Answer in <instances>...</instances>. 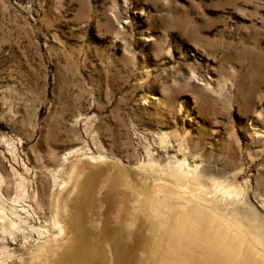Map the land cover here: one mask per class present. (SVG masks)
<instances>
[{
  "label": "rangeland",
  "instance_id": "rangeland-1",
  "mask_svg": "<svg viewBox=\"0 0 264 264\" xmlns=\"http://www.w3.org/2000/svg\"><path fill=\"white\" fill-rule=\"evenodd\" d=\"M194 165L227 240L264 249V0H0V264H55L75 166L95 263L138 264L168 212L149 198Z\"/></svg>",
  "mask_w": 264,
  "mask_h": 264
},
{
  "label": "bare ground",
  "instance_id": "bare-ground-1",
  "mask_svg": "<svg viewBox=\"0 0 264 264\" xmlns=\"http://www.w3.org/2000/svg\"><path fill=\"white\" fill-rule=\"evenodd\" d=\"M190 169L182 171L179 168L180 171H177V169V172L168 174L172 178V183L178 182L183 187L181 199L176 201L169 200L170 195L160 198L157 196L149 198L151 210L160 211L162 208H167L168 212L167 215H162L155 226H152L151 231L154 232V235L147 241L143 249L145 256L138 264H263V261L256 257V255H260L259 249L262 248L246 247L240 240L238 243L227 240V230L222 225L224 220L219 222L218 218H215V216L220 214L223 215L222 212H225L231 203L228 191L222 188H215L212 177L204 176V172L203 174L197 173L196 165ZM81 176L82 170L77 169V166H75L70 174V184L68 186L69 194H71L68 200L70 202L73 199L78 200L77 203L69 204V207L72 208L70 209L75 211V213L72 212L73 223L76 227L78 226V230L74 234L71 228L64 227L65 232L60 239L64 240L65 243L59 251H56L54 247L49 248L48 254L51 255L53 261H56L55 264H96L95 260L100 254L99 249L95 245L84 243V236L79 230L80 224L78 216L76 217L77 210L87 193V189L83 191L84 187L80 183ZM85 186L87 187V185ZM156 189L159 190V188ZM170 201L175 202V204H171ZM64 202L60 201V203H57L55 224H59L57 220L59 214L61 216L65 214L66 204ZM135 204L132 208H136ZM136 210L138 209L136 208ZM70 216L68 215V217ZM256 219L244 220L241 217L239 218L247 226L254 224L257 221ZM134 227L136 229V225H133V228H128L133 231L135 230ZM256 236L261 237L264 234L259 233ZM129 238L130 240L134 239L132 241L135 243L137 242L136 237H132L130 234L124 235L122 240ZM260 243L264 246V242ZM119 245L115 256L121 258V248L123 246ZM261 251L264 252V249Z\"/></svg>",
  "mask_w": 264,
  "mask_h": 264
}]
</instances>
